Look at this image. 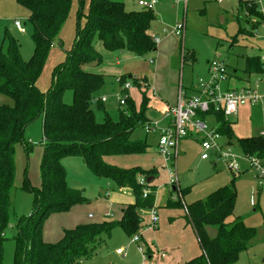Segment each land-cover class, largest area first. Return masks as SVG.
<instances>
[{
    "label": "trees",
    "instance_id": "1",
    "mask_svg": "<svg viewBox=\"0 0 264 264\" xmlns=\"http://www.w3.org/2000/svg\"><path fill=\"white\" fill-rule=\"evenodd\" d=\"M16 1L29 13L34 49L30 59L24 61L14 40H8L5 48L0 45V95L12 101V105L0 104V264H3L4 231L12 207L15 147L22 145L26 155L32 151L33 147L23 141V131L38 119L41 120L38 146L42 150L39 185L33 187L24 170L21 189L32 195V212L27 217H21L16 225L13 264H84L95 256L113 228H120L130 238L145 225L140 211H147L153 206L155 186L152 182L156 178L154 169L119 168L105 161L114 157L145 155L146 144L132 141L130 136L135 128L142 127L146 122L148 98L145 94L141 96L137 110L126 97L123 104L126 106L119 112L117 121H111L107 116L101 122L95 120L92 99L105 76L89 71V67H96L101 61L92 40L95 37L106 51H127L136 57H143L156 50L148 32L155 17L152 10L132 11L120 2L90 0L84 27L77 25L71 51L66 60L54 68L49 89L41 93L36 88V80L48 50L57 43L61 28L69 17L71 0ZM240 5L249 27L258 26L256 6L251 1ZM80 16L81 2L77 18ZM246 33L251 36L250 31ZM181 58L188 64L195 61L193 53L185 55L182 52ZM244 71L247 74L264 73L258 56L245 58ZM126 81V76L122 75L118 79L119 86ZM140 82L143 83L132 80V85L139 87ZM64 89L71 92V104L63 102ZM207 116L214 118L215 132L226 137L230 144V124L223 114L199 115V118L205 120ZM236 144L244 155L264 160V136L237 139ZM69 154L78 155L94 176L111 180L119 189L130 190L134 201L124 208L117 222L79 224L64 229L58 241L47 243L42 239L45 220L85 200L81 191L66 184L60 159ZM140 176L145 181H151L141 186L138 183ZM144 189L148 191L145 196ZM234 202L235 192L225 186L216 189L204 200L186 205V217L202 253L183 264H232L247 250L255 230L245 226L238 218L227 223L233 213ZM174 206L181 207L180 201ZM207 228L215 230L213 237L209 236ZM262 238L264 242V223ZM143 252L146 254L145 250Z\"/></svg>",
    "mask_w": 264,
    "mask_h": 264
},
{
    "label": "rangeland",
    "instance_id": "2",
    "mask_svg": "<svg viewBox=\"0 0 264 264\" xmlns=\"http://www.w3.org/2000/svg\"><path fill=\"white\" fill-rule=\"evenodd\" d=\"M90 0H80L81 16L77 18L79 0H71L69 17L61 28L57 43L47 52L46 60L41 68L39 77L36 80V88L41 93L46 92L52 81V73L55 67L66 60L72 49L76 36L77 25L84 27V18L88 12ZM123 3L127 10L137 11L140 8L138 1L146 0H110ZM156 5L152 12L155 19L151 22L149 32L157 36L158 39L173 38L176 52L175 56L163 55L157 57L156 52L149 53L143 57H136L127 51H106L102 44L94 37L93 46L97 47L101 57L99 65L94 69L89 67L94 73L105 75L101 87L94 93L95 101L104 98L106 102L92 104L95 120L101 122L106 116L111 121H117L119 112L125 106L119 105V100L128 97L135 108L140 107V96L147 97V86L140 82L139 87L132 85V80L141 78L150 83L156 65L164 64L157 75L160 86L175 85L170 82L168 72L165 70L169 64V70L176 73L177 82H181L182 91L187 94L190 84H195L199 79L207 80V63L213 60L223 61L229 75H237L247 80V86L255 90V83L261 81L256 93L264 97V73H250L244 71L245 58L257 54V37L249 36L246 32L250 27L245 22V12L237 17V0H155ZM264 5V0L260 1ZM244 16V17H243ZM29 13L26 9L18 5L16 0H0V45H7L8 40H14L18 45L20 57L27 61L33 53V42L31 39L32 26L28 20ZM21 23L24 34H20L14 27V21ZM181 27L182 38L174 37L173 31ZM241 29V31H239ZM261 36V32L258 33ZM261 42L264 39L261 37ZM59 44V45H58ZM105 50V51H104ZM185 55L193 53L194 63L188 64L180 61L179 53ZM128 56L131 64L129 67L120 68L115 65L117 60H121L119 55ZM181 62V63H180ZM184 63V65H183ZM175 67V68H173ZM120 71V72H119ZM126 76L130 87L126 92L123 85L119 86V76ZM130 76L132 80L127 77ZM152 85V84H151ZM149 91V101L146 105L145 120L147 122L161 121L166 108L157 99L156 92ZM140 94V95H139ZM63 102L71 104L72 95L69 90L62 92ZM97 103V104H96ZM0 104L12 105L10 98L0 95ZM206 130L216 128L215 120L212 116L205 117ZM226 121L230 124L231 136L230 144L226 137L219 139V144L229 145L234 154L240 157L237 159L239 171L230 170L227 164L220 160L218 162L210 156L209 160L201 161L200 145L196 137L181 140L178 146L176 158V175L180 188L188 190L183 195V201L204 200L210 192L221 188L231 187L235 192V202L232 215L227 219L231 223L235 218L240 219L245 226L255 230V236L249 243L247 250L239 256L238 260L232 264H264V242L262 238L264 223V180L258 178L247 162L242 158L244 155L236 144L237 139L259 136L264 131V101L259 100L254 105L245 104L238 107L235 116H229ZM41 138V120L38 119L23 131V141L33 147L32 151L26 155L22 145L15 147V179L11 193V203L8 220L4 231L2 244L3 264H13L14 257V236L16 235V225L21 217H27L32 212V195L21 189L24 179V170L33 187L39 185V163L42 150L38 146ZM130 139L135 142L145 143L147 156L151 155L155 159L157 139L151 133H146L142 127H137L131 133ZM118 160H147L146 155L142 157H119ZM117 160V159H116ZM127 161V162H128ZM65 175L66 184L69 188L79 190L85 198L80 205L71 207L66 212L50 215L43 224V230L48 234L50 242H56L62 237V232L74 223L87 221V216H91L89 223H102L104 221L117 222L120 219V207L110 205L105 195L110 196L111 192H118L114 183L103 177L94 176L82 159L76 154L64 155L60 159ZM215 166H212V165ZM121 193V192H120ZM132 193L123 190V196H130ZM171 196L175 200H167L172 203L179 201L176 194L171 193L169 188L161 186L156 189V212L165 203L166 198ZM252 203V204H251ZM158 209V210H157ZM165 222L167 219L165 218ZM54 222V223H52ZM79 222V223H78ZM84 223V222H83ZM88 223V222H85ZM167 224V222H166ZM214 236L215 230L211 229ZM152 231V230H151ZM150 231V232H151ZM132 237H127L124 232L115 227L111 230L109 238L104 241L95 256L84 264H165L171 256L170 250L162 252L158 246H153L155 242H149L145 236L138 237L136 242H132ZM143 239L150 247V254L142 255ZM152 245V246H151ZM156 245V244H155ZM141 247V248H139ZM116 250L122 251V255H116ZM168 258V259H167Z\"/></svg>",
    "mask_w": 264,
    "mask_h": 264
},
{
    "label": "built area",
    "instance_id": "3",
    "mask_svg": "<svg viewBox=\"0 0 264 264\" xmlns=\"http://www.w3.org/2000/svg\"><path fill=\"white\" fill-rule=\"evenodd\" d=\"M261 0H254L251 2L255 5L259 14L258 26L250 28V34L254 37L261 36L264 39V5ZM155 0L138 1L137 5L140 9L152 10L155 6ZM256 23V20H252ZM14 27L18 32L24 33L22 25L19 21H14ZM173 34L176 37L182 38L181 27H177ZM154 44H158V37L151 36ZM258 59L262 70L264 71V48L258 54ZM207 80L199 79L194 86L192 95L186 96L182 91H179L176 104L169 108L165 114L168 123L161 125L159 122H145L143 128L146 133H151L157 137V154L163 158L165 167L168 170V185L176 186V158L177 148L179 142L189 136H195L199 140L201 149L200 159L209 160L210 156L213 161L218 162L223 160L228 168L234 172L239 171L237 159L239 156L233 153L229 145H220L219 139L222 137L215 130H206L205 121L199 118V115L222 113L225 119L229 116H235L238 107L245 104L254 105L264 97H260L256 93L257 82L255 83V90H251L249 86L238 90L221 91L220 85L227 82L228 74L226 65L223 61L213 60L208 63ZM130 85L125 82L123 90L127 91ZM119 100V105L124 104V100ZM104 103V98L95 101L92 99V104L95 102ZM259 136H264V131L259 133ZM247 162L249 167L256 173L258 178L264 180V160L255 156L243 155L242 158ZM138 183L144 186L147 181L143 177L138 178ZM147 190H143V196L147 194ZM148 216L147 228L154 229L157 227L159 218L156 208L152 206L149 210L143 211ZM138 236H134L132 242H136ZM122 251L116 250V254H121Z\"/></svg>",
    "mask_w": 264,
    "mask_h": 264
},
{
    "label": "crops",
    "instance_id": "4",
    "mask_svg": "<svg viewBox=\"0 0 264 264\" xmlns=\"http://www.w3.org/2000/svg\"><path fill=\"white\" fill-rule=\"evenodd\" d=\"M245 1H251L252 2L254 0H237V10H236L237 17L243 15L242 12L244 11V9H243V7H241L240 4L245 2ZM15 21H17V20H15ZM149 28H150V26H149ZM148 32H149V30H148ZM20 34H24V33H20ZM149 34L151 36H154L150 32H149ZM155 37H157V36H155ZM174 37H176V36H174ZM254 38L256 39V37H254ZM261 41H262L261 38L258 36L257 37V42H258L257 54H254L253 56H258L261 49L264 48V41L263 42H261ZM173 44H174L173 38H170L168 40H165V38H162L159 40L158 44L156 45V50L154 52L157 53V55H158L157 57H159V58L163 57V55L175 56L176 49H175V47H173ZM94 48L97 51V49H96L97 47L94 46ZM181 54H182V51H180V53H179L180 61L182 62ZM118 57L121 58L120 62H119V60H117L115 62V65L118 68H120L123 64H127V65L123 66V68L129 67L130 65H132L131 64L132 60H130V58L128 56H123V54H121ZM248 57H250V56H248ZM171 58L172 57H170V59ZM208 63H207V67H208ZM183 65H184V63H183ZM96 67H93V68L95 69ZM162 67H164V64L162 65V63H160L158 66L156 65V67L154 69L155 71L153 73V76L151 78L152 80L150 81V83L148 81H146V79H144V78L139 79V81H142L147 86V90H148L147 91V98L149 97V91H152V93H154L153 91H155L157 99L166 108V111L164 112V115H163L161 121H159V123L161 125H165L166 123H168V120L165 118V114L169 108L173 107L176 104L177 99H178V95H179V91H182V86H181L180 80L178 83L177 78H175L176 73H174V71L169 70V64H168L167 68H165V70L168 72V75H169L168 80L170 82H175V85L172 84V85L167 86V87L162 85V87H161L159 84V81L157 80V75L160 72L158 70L162 69ZM173 68H175V67H173ZM89 71L95 72V71H92L90 69H89ZM97 74H100V73H97ZM121 76L122 75L120 74L119 78ZM259 83H261V81L257 82V87L260 86ZM246 84H247V80L240 78L237 75V73H235V75H229V79L227 80V82L222 83L220 85V90L221 91L238 90V89L244 87ZM186 89H188V91H190V93L187 94L186 92H183V91L182 92L186 96L192 95L194 92V84L193 85L190 84L189 88H186ZM140 99H141V96H140ZM261 100L264 101V98H262ZM148 101H149V99H148ZM97 103H101V102L98 101ZM189 138H191V137H189ZM156 139H157V137H156ZM186 139H188V138H185L183 140H186ZM177 152H178V148H177ZM145 155H146L147 160H129L128 161V160H118V159H120L119 157H116V158L114 157V158H108L105 161L108 164L119 167V168L140 167L141 169H144V170H148V169L156 170V178H154V180L152 182V185L155 186L154 203H153L154 207H156V196L155 195H156V189L157 188H160L161 186H163V189H164L167 187L171 190V193L176 194V196L179 198L181 207L174 206L175 203L167 201L170 199L175 200L171 196L168 195V197L165 200L164 205L160 209L161 212L160 213L157 212L159 222H158L157 227L154 229H150V228L146 227L148 224V216H147V214L143 213V210L140 211V215L143 217L145 225H143V227L140 228L138 233L134 234L133 237L138 236L140 238V236L143 235L147 238V240L149 242H151V243L155 242L152 245L155 247L158 246L159 249H162V252H164V251L166 252V250H170L171 256L169 257V260L165 264H183V263H185V262H187L193 258L198 257L202 253V250H201V247L199 245L197 236L193 230V227L191 226L190 222L188 221V219L186 217L187 216L186 209H185L186 205H189L195 201H191L190 203H185L183 201V195L186 194V192L188 190L180 188L178 180H177L176 186L168 185V183H167V181H168V170L165 167V162H164L163 158H161L157 154V142H156V155H155L156 158L152 159L151 155L147 156L148 155L147 152L145 153ZM124 157H139V156H124ZM140 157H142V156H140ZM201 161H207V160H201ZM212 166H215V165L213 164ZM176 177H177V175H176ZM123 190L127 191L128 194L131 193L130 190H128V189H119L118 188V192H111L110 196H109V194L105 195V198L108 200L110 205L120 207V218L122 216V212H123L124 208L127 205L133 203V201H134L132 195L123 196ZM212 192H210V193H212ZM196 201H198V200H196ZM165 218L167 219V221H166L167 224L164 221ZM91 219H92L91 216L88 215L87 221H85V218H84L83 221H80L81 222L80 224H86L85 222L89 223V221ZM52 223H54V222H52ZM76 225H79V224L74 223L73 225L68 226L67 229L73 228ZM211 231H212L211 228H207V232H208L209 236L213 237V235H211ZM47 235H49L48 230H47V232H45L42 229L43 241L47 242V243H54L55 241L54 242L49 241V239L47 238ZM214 235H215V233H214ZM139 248H141V247H139ZM143 248L146 252V256H148V254L151 253L150 247L148 246L147 241L144 239H143ZM141 252H142L141 254L143 255L144 254L143 249ZM116 255H122V253L116 254Z\"/></svg>",
    "mask_w": 264,
    "mask_h": 264
},
{
    "label": "water",
    "instance_id": "5",
    "mask_svg": "<svg viewBox=\"0 0 264 264\" xmlns=\"http://www.w3.org/2000/svg\"><path fill=\"white\" fill-rule=\"evenodd\" d=\"M58 45H59V44H58ZM129 78H130V76H128V79H129ZM150 181H151V180H150V179H148V180H147V183H149Z\"/></svg>",
    "mask_w": 264,
    "mask_h": 264
}]
</instances>
